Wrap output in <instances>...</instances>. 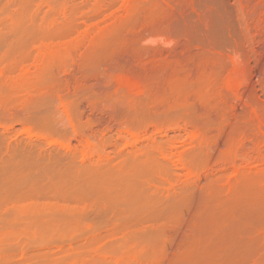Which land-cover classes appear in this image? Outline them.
Returning a JSON list of instances; mask_svg holds the SVG:
<instances>
[{
    "label": "rangeland",
    "instance_id": "1",
    "mask_svg": "<svg viewBox=\"0 0 264 264\" xmlns=\"http://www.w3.org/2000/svg\"><path fill=\"white\" fill-rule=\"evenodd\" d=\"M103 1L0 0V264H264V0Z\"/></svg>",
    "mask_w": 264,
    "mask_h": 264
},
{
    "label": "bare ground",
    "instance_id": "2",
    "mask_svg": "<svg viewBox=\"0 0 264 264\" xmlns=\"http://www.w3.org/2000/svg\"><path fill=\"white\" fill-rule=\"evenodd\" d=\"M104 4H105V3H104L103 0H96V5H97V7H100L101 10H103V9L106 7V5H104ZM181 4H182V2H181ZM180 6H181V5H180ZM179 8H180V7H179ZM181 15H182V14H181ZM185 16H186V14H185ZM176 17H177V16H176ZM112 18H113V16H112ZM183 19H184V18H183ZM174 20H175V19H174ZM174 20H173V21H174ZM179 21H180V20H179ZM180 23H181V22H180ZM182 25H183V22H182ZM171 27H172V26H171ZM179 27H180V26H179ZM92 29H93V28H92ZM92 29L89 28V29H87L84 33H82L81 35H79V38L76 37V38H77V39H76V40H77L76 43H77V44L82 43L85 39H86V41H87V38L90 39L91 36H95V35H92V34L94 33ZM189 29H190V28H189ZM91 30H92V31H91ZM146 30L149 31V32L146 31L147 33H150V32L152 31V29H151V31H150V29H146ZM158 30H159V29H158ZM165 30H166V29H165ZM153 31H154V30H153ZM153 31H152V33H150V34H146L145 36H143V34H140V35H142L141 37L144 38L143 41H144V40L148 41L147 43H148V44L151 43L150 45H152V44H154V43H158V42H160V39H161L160 35L157 34V33H153ZM91 32H92V33H91ZM154 32H155V31H154ZM142 33H144V31H143ZM159 33H160V32H159ZM161 33H162V32H161ZM161 33H160V34H161ZM163 33H164V32H163ZM170 33H172V32H170ZM187 35H188V34H187ZM162 36H165V34L162 35ZM139 37H140V36H139ZM139 37H138V40L142 39V38L139 39ZM92 38L94 39V37H92ZM92 38H91V39H92ZM162 38H163V37H162ZM164 38H165V37H164ZM170 40H171V39H170ZM170 40H169V41H170ZM90 41H91V40H90ZM90 41H89V42H90ZM92 41H93V40H92ZM134 41H135V40H134ZM134 41H132V42H130V43H132V44L134 43V44H135L136 42H134ZM140 41L142 42V40H140ZM163 41H164V40H163ZM169 41L167 42V40H166L165 42L169 43ZM73 42H74V41H73ZM128 42H129V41H128ZM139 43H140V42H139ZM160 44H162V43H160ZM160 44H159V45H160ZM127 46H128V45H127ZM138 46H139V45H138ZM143 46H144V45H143ZM129 47H131V49L134 50V48H135L136 46L134 45V48H133L132 46H129ZM146 47H148V49H149L151 46H146ZM156 47H157V46H156ZM136 48H138V47H136ZM139 48H140V47H139ZM152 48H153V46H152ZM154 48H155V47H154ZM52 49H53V48H51V49L48 48V49L45 51V53H51V52H53ZM127 49H128V47H127ZM131 49H130V50H131ZM143 49H146L145 46L143 47ZM140 50H141V49H140ZM149 50H150V49H149ZM56 51L58 52L57 49H56ZM137 51H139V50H137ZM142 51H144V50H142ZM128 52H129V51H128ZM131 52H132V51H131ZM134 52H135V51H134ZM144 52H145V51H144ZM147 52H148V51H147ZM55 53H56V52H55ZM55 53H51V54H55ZM139 53H141V51H139ZM128 54H129V53H128ZM133 54H135V53H133ZM43 56H44V55H43ZM129 56H130V55H129ZM132 56H133V55H132ZM122 57H125V56H122ZM113 58H114V57H113ZM117 58H118V59H117V60H118V63H116L117 61L114 60V59H113V60L116 61V62L113 63L111 60H110V61H111L113 64L117 65V64H119V62H120V61H119V58H120V57H117ZM44 59H45V58H44ZM115 59H116V56H115ZM125 59H126V58H125ZM125 59L123 58V60H125ZM127 59H128V58H127ZM130 60H131V59H130ZM40 61H41V60H40ZM42 61H44V60H42ZM42 61H41V63H42ZM46 61H47V60H45L44 62H46ZM110 61H109V64H108V65H109V66L112 65L111 68H113L115 65H113ZM107 63H108V62H107ZM110 63H111V64H110ZM42 64H43V63H42ZM44 64H45V63H44ZM40 66H41V64H40ZM115 67H116V66H115ZM257 70H258V69H257ZM257 70H256V71H257ZM259 71H260V70H259ZM99 72H100V71H99ZM99 72H98V73H99ZM107 72H108V71H107ZM98 73H97V74H98ZM100 73H101V72H100ZM256 73H257V75H258V71H257ZM107 76H108V75H106L105 77L108 78ZM97 77H98V76H97ZM109 77H110V76H109ZM102 78H104V77H101V74L99 75V78H98V79L94 78L96 81H95V83H93V85H96V87H97L96 89L99 90V91H104L103 87H104V84H105V83L103 84V82H102L103 79H102ZM89 80H90V79H89ZM105 81H106V80H105ZM88 82H89V81H88ZM92 82H94V81H92ZM108 83H109V82H108ZM89 84H90V83H89ZM102 84H103V86H102ZM90 87H91V85H90ZM92 87H93V86H92ZM95 91H96V90H95ZM95 91H94V92H95ZM96 92H97V91H96ZM108 93H109V92H108ZM110 93H111V92H110ZM96 94H97V93H96ZM110 95H111V94H110ZM112 95H113V94H112ZM100 96H101V95H100ZM97 97H98V96H97ZM110 98H111V97H110ZM113 98H115V96H114ZM117 98H118V97H117ZM98 99H99V98H98ZM102 99H103V98H102ZM117 100H118V99H117ZM99 102H100V101H99ZM234 103H235V102H234ZM95 104H96V103H95ZM97 104H98V102H97ZM102 104H104V103H102ZM109 104H110V103H109ZM124 104H125V103H124ZM124 104H123V105H124ZM128 104H129V103H128ZM130 104H131V103H130ZM130 104H129V105H130ZM83 105H84V104H83ZM123 105L121 106L122 109H123ZM131 105H132V104H131ZM97 106H98V105H97ZM103 106H104V105H103ZM103 106H102V109H103ZM105 106L108 107L107 104H106ZM233 106H234V105H233ZM100 107H101V106H100ZM110 107H112V104H111ZM119 107H120V106H119ZM121 107H120V109H118V110H121ZM237 107H238V106H237ZM93 108H94V107H93ZM93 108H91V109L93 110ZM112 108H114V107H112ZM95 109H97V108H95ZM99 109H100V108H99ZM105 109H106V108H105ZM124 109H125V107H124ZM233 109H234V108H233ZM238 109H239V108H238ZM238 109H237V110H238ZM240 109H241V108H240ZM92 110H91V111H92ZM97 111H98V110H97ZM103 111H104V110H103ZM106 111H108V110L106 109ZM243 111H244V109H243ZM99 112L101 113L102 110L99 111ZM235 112H236V111H235ZM241 112H242V111H241ZM91 113H92V112H91ZM105 113H106V112H105ZM107 113H108V112H107ZM109 113L112 115V118H111V119H113V120H114V119L117 120L116 117L118 116V114H120V112L118 113L117 109H113V110H112L111 112H109ZM238 113H239V111H238ZM110 114H108V115H110ZM93 115H94V114H93ZM111 115H110V117H111ZM94 116H95V115H94ZM105 117H106V116H105ZM108 117H109V116H108ZM110 117H109V119H110ZM237 120H238V119H237ZM117 121H119V120H117ZM239 121H240V120H239ZM114 122H116V121H114ZM183 122H184V121H183ZM183 122H182V123H183ZM184 123H185V122H184ZM246 123H247V122H246ZM187 124H188V125H187ZM187 124H184V126H182V127H183V128H182L183 131L187 132V133L189 134V137H190V138H191L190 134L192 135V137H193V136H196V137H197V136L199 135L198 130L193 129L192 126L190 127L191 123H190V125H189V122H187ZM240 124H241V123H240ZM244 124H245V123H243V125H244ZM232 125H233V124H232ZM243 125H242V126H243ZM154 126H155V129H159V126H160V125H159V124H157V125L155 124ZM235 126H236V125H235ZM238 126H240V125H238ZM245 126H246V125H245ZM124 127H125V126H124ZM128 127H129V126H128ZM161 127H162V126H161ZM231 127H232V126H231ZM236 127H237V126H236ZM243 127H244V126H243ZM26 128H27V126H26ZM30 128H31V127H30ZM179 128H180V127H179ZM241 128H242V127H241ZM129 129H130V131H132V133H133V135L131 134V135H132L131 138H132V137H134L137 133H136V134L134 133V130H135V129L131 128V126H130ZM129 129H128V131H129ZM131 129H133V130H131ZM160 129H161V128H160ZM160 129H159V130H160ZM180 129H181V128H180ZM235 129H236V128H235ZM230 130H231V129H230ZM237 130H238V129H237ZM237 130H236V131H237ZM233 131H234V128H233ZM137 132H138V131H137ZM187 133H186V134H187ZM229 133H230V131H229ZM234 133H235V132H234ZM188 134H187V135H188ZM128 135H129V133H128ZM202 135H204V134H202ZM207 135H208V134H207ZM231 135H232V134H231ZM129 136H130V135H129ZM137 136H139V134H137ZM208 136H209V135H208ZM213 136H214V135H213ZM226 136H227V135H226ZM229 136H230V135H229ZM232 136H233V135H232ZM90 137H92V135H91ZM202 137H204V136H202ZM202 137H201V138H202ZM135 138L137 139L138 137L135 136ZM198 138H200V137L198 136ZM210 138L212 139V136H211ZM216 138H217V137H216ZM229 138H230V137H229ZM229 138H228V139H229ZM88 139H89V138H88ZM193 139H194V138H193ZM208 139H209V138H208ZM211 139H210V140H211ZM89 140H90V139H89ZM92 140H93V138H92ZM92 140H91V141H92ZM210 140H209V141H210ZM91 141H89V142L87 141V143H86V147H85V148H88V147H87V144H88V143L91 144ZM94 141H95V140H94ZM94 141H93V142H94ZM209 141H207V142H209ZM213 141H214V139H213ZM215 142H216V141H215ZM209 143H211V142H209ZM216 143H217V142H216ZM221 143H222V142H221ZM225 143H226V142H225ZM94 144H95V143H93V144H91V145H94ZM215 145H216V144H215ZM219 145H220V144H219ZM95 146H96V145H95ZM217 146H218V145H217ZM224 146H225V145H224ZM93 147H94V146H92V148H93ZM96 147H97V146H96ZM218 147H219V146H218ZM215 148H216V147L214 146L213 149H215ZM222 148H223V147H221V149H222ZM221 149H220V150H221ZM88 150H89V148H88ZM211 150H212V149H211ZM89 152H90V151H89ZM91 152H92V150H91ZM211 152H213V151H211ZM218 152H220V151L218 150ZM220 153H221V152H220ZM218 154H219V153H218ZM215 156H216V155H215ZM217 156H219V155H217ZM181 162H183L184 164H182ZM180 163H181V167H183V169H185V171H186L190 176H193V175L195 174L196 169H194L193 166H190V165L186 164L184 161H180ZM186 165H188L189 167L187 168ZM192 167H193V169H192ZM194 170H195V171H194ZM197 173H198V172H197ZM197 173H196V174H197ZM196 174H195V175H196ZM195 175H194V176H195ZM203 182H204V181H203ZM200 183H201V182H200ZM197 210H198V209H197ZM197 210H196V212H197ZM196 212L194 211V213H196ZM194 213H193V214H194ZM199 214H200V213L198 212V214L196 213V215H195V214H194V215H195V216H198ZM185 217H186V216H185ZM200 217H201V216H200ZM192 218H193V217H192ZM197 218H199V217H197ZM181 219H182V218H181ZM198 220L200 221L201 219H198ZM194 221H195V219H194ZM196 221H197V220H196ZM199 221H198V222H199ZM180 222H181V221H180ZM191 223H192V222H191ZM176 224H177V223H176ZM195 224H196V223H195ZM199 224H200V223H199ZM199 224H198V225H199ZM177 225H178V224H177ZM180 225H181V223H180ZM181 226H182V225H181ZM186 226H187V225H186ZM186 226H185V227H186ZM190 226H191V225H190ZM195 226H196V225H195ZM192 227H193V226H192ZM196 227H197V226H196ZM198 227H199V226H198ZM177 228H180V226L177 227ZM188 229H189V228H188ZM175 230H176V229H175ZM186 230H187V229H186ZM194 230H195V229H194ZM197 230H198V229H197ZM189 231H190V230H189ZM176 232H177V230H176ZM182 233H183V231H182ZM182 233H181V234H182ZM184 233H185V230H184ZM188 233H189V232H188ZM195 233H196V231H195ZM172 234H173V233H172ZM192 234H193V233H192ZM186 235H188L187 232H186ZM193 235H195V234H193ZM173 236H174V235H173ZM175 236H176V234H175ZM182 236H183V235H182ZM187 237H188V236H187ZM176 238H177V237H176ZM170 239H171V237H170ZM170 239H169V240H170ZM173 240H174V237H173ZM180 241H182V240L180 239ZM180 241H179V242H180ZM187 241H188V240H187ZM190 241H191V240H190ZM170 242H172V241H170ZM182 242H183V241H182ZM186 243H187V242H186ZM169 245H170V244H169ZM169 245H168V246H169ZM180 245H181V244H180ZM189 245H190V243L188 244V246H189ZM174 246H175V245H174ZM176 246H178V245H176ZM181 246H182V245H181ZM184 246H185V245H184ZM171 247H172V246H171ZM166 248H167V246H166ZM175 248H176V247H175ZM178 248H179V247H178ZM186 248H187V246H186ZM171 249H172V248H171ZM176 250H177V249H176ZM178 250H179V249H178ZM169 252H170V251H169ZM169 252H167V253H169ZM174 252H175V251H174ZM179 252H180V251H179ZM184 252H185V251H184ZM184 252H183V253H184ZM177 253H178V252H177ZM172 254H173V253H172ZM181 254H182V253H181ZM181 254H180V255H181ZM166 255H167V254H166ZM178 256H179V255H178ZM178 256H176V257H178ZM170 258H171V257H170ZM174 260H175V259H174ZM172 261H173V260H172ZM171 263H172V262H171ZM166 264H167V261H166Z\"/></svg>",
    "mask_w": 264,
    "mask_h": 264
}]
</instances>
